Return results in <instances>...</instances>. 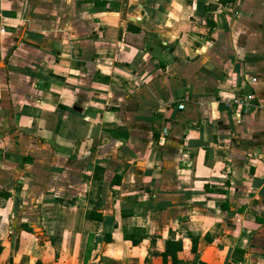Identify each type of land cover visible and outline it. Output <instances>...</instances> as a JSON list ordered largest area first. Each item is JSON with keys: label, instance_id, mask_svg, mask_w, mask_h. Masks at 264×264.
<instances>
[{"label": "crops", "instance_id": "obj_1", "mask_svg": "<svg viewBox=\"0 0 264 264\" xmlns=\"http://www.w3.org/2000/svg\"><path fill=\"white\" fill-rule=\"evenodd\" d=\"M0 264H264V0H0Z\"/></svg>", "mask_w": 264, "mask_h": 264}, {"label": "trees", "instance_id": "obj_2", "mask_svg": "<svg viewBox=\"0 0 264 264\" xmlns=\"http://www.w3.org/2000/svg\"><path fill=\"white\" fill-rule=\"evenodd\" d=\"M219 1L221 3H226V2H229V1H233V0H219ZM88 215H89L90 218H93V219H98V220L101 219V213H97L95 211L89 212ZM169 246H177V247L180 248L181 247V240H179V241H172V240L168 239V240L165 241V247H166V249ZM192 250H195V241L193 239H192Z\"/></svg>", "mask_w": 264, "mask_h": 264}, {"label": "built area", "instance_id": "obj_3", "mask_svg": "<svg viewBox=\"0 0 264 264\" xmlns=\"http://www.w3.org/2000/svg\"><path fill=\"white\" fill-rule=\"evenodd\" d=\"M251 99H252V96L250 95V93H248V94H246V98H245V111L246 110H248L249 109V107L251 106ZM228 103V102H227ZM178 107L179 108H183L184 107V105H182V104H178ZM235 117L239 120L241 117H242V114H241V111H237L236 113H235Z\"/></svg>", "mask_w": 264, "mask_h": 264}]
</instances>
